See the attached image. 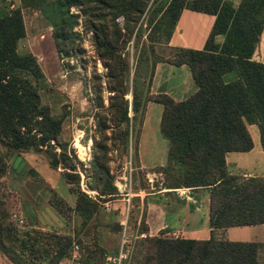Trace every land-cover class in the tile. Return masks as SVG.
I'll list each match as a JSON object with an SVG mask.
<instances>
[{"label":"trees","instance_id":"16d2710c","mask_svg":"<svg viewBox=\"0 0 264 264\" xmlns=\"http://www.w3.org/2000/svg\"><path fill=\"white\" fill-rule=\"evenodd\" d=\"M155 1L56 2L58 8L67 9L70 6L93 8L98 5L114 10L121 6L125 14L131 15L133 25L126 29L128 36L138 22L134 30L136 41L144 20L146 25L150 24L160 10L166 42L182 8L214 15L201 47L170 46V57L151 62L150 73L159 60L174 65L186 64L195 90L180 100L162 91L145 98L161 105L158 126L161 135L167 139L166 159L162 166L168 176L165 186L208 187L210 235L190 238L164 235L162 231L157 235L146 234L136 238L132 253L138 256L139 264H261L264 241L230 240L213 235L212 229L264 222V175L231 173L224 159L228 151H247L252 147L246 127L248 123L257 126L264 153V61L252 57L264 28V0H238L235 4L229 0H163L158 8L154 7ZM60 22V28L57 27L53 34L57 44L71 33L65 32L64 21ZM86 27L92 31L97 53L111 66L108 89L112 91L110 97L119 100L115 110L121 120L131 119L134 114L127 115L128 103L123 98L122 75L127 63L120 57L124 45L122 33L117 30V38H110L112 34L108 27L93 21H89ZM23 32L17 8L0 15V144L14 150L38 149L44 144L49 148L47 156L51 167H56L58 162L63 167L74 166L64 146L60 144L59 151H56L51 143V140L59 143L60 118L51 115L48 107L39 101L36 82L43 74L35 57L31 53L16 51L17 40ZM150 54L155 56L151 49ZM229 71L235 72V78L224 80V74ZM130 93V109L135 113L140 101H136L133 88ZM125 130L119 137L121 141L129 134L131 136L129 129ZM93 165L97 169L104 166L101 155L96 156ZM2 168L0 157V173ZM74 173L65 169L61 172L67 182L77 180L78 174ZM105 185L106 188L102 183H96L93 187L99 194L112 192L111 182ZM3 204L0 198V251L20 264L24 248L29 249L30 245L20 239L18 249L15 247L17 236ZM73 207L86 220L96 210L97 202L77 187ZM142 229L146 230L145 225ZM41 234L34 236V241H38ZM44 236H48L49 245L44 246L42 240L31 250L34 249V255L47 257V264L56 262L64 247L68 246L69 238L55 233H44ZM86 255L88 261L93 263L96 258L94 264H102V257L95 248L88 249Z\"/></svg>","mask_w":264,"mask_h":264},{"label":"rangeland","instance_id":"374dc122","mask_svg":"<svg viewBox=\"0 0 264 264\" xmlns=\"http://www.w3.org/2000/svg\"><path fill=\"white\" fill-rule=\"evenodd\" d=\"M162 1L156 0L154 7L158 8ZM56 2L0 0V15L14 8L20 11L24 32L17 40L16 51L31 53L35 57L43 74L36 82L39 101L48 107L51 115L60 118L59 143L55 144L53 140L51 143L56 151L62 144L74 164L63 167L58 162L56 167H51L47 156L49 148L44 144L38 149L23 150L0 144L3 162L0 198L12 223V231L17 236L15 247L18 249L20 239L30 245V250L24 248L20 264H47V257L34 255V249L31 250L42 240L44 246L49 245L48 236L44 233L69 238L61 257L49 264H63L70 260L74 244L78 246L79 256L72 260L75 264L96 263V258L93 263L86 259V251L94 248L102 257V264L116 263L119 251L126 255L118 264H139L138 256L132 253L136 238L160 233L147 232V202L157 199L162 203L175 202L169 196L156 195L159 194L156 190L165 186L168 177L162 167L166 159L167 139L161 135L158 126L161 105L146 99L169 84L173 87L176 84L183 91L188 90L189 80L192 86L195 85L188 69L184 73L175 65L163 63L156 69L154 88L150 90L152 60L170 57L172 53L171 45L165 41L161 10L153 16L150 24L146 25L144 20L136 41L134 30L138 22L128 36L126 29L133 25L131 15L125 14L121 6L114 10L98 5L93 8L70 6L67 9L58 8ZM60 21H64V31L71 33L57 44L53 34L57 27L60 28ZM89 21L107 26L112 34L110 38H117V30L124 38L120 56L127 63L122 75L123 98L128 103L127 115L134 114L126 121L121 120L115 110L119 100L110 97L108 72L111 66L95 49L92 31L86 27ZM150 49L155 56L150 54ZM252 55L264 60V46ZM234 78V71L224 74V80ZM132 88L136 101H140L135 113L130 109ZM246 127L252 139V151L245 153L249 158L245 168L260 174L263 153L257 126L248 123ZM126 128L131 136L129 134L121 141L119 137ZM100 155L104 166L97 169L93 162ZM64 169L71 174L76 172L77 180L65 181L61 174ZM107 182L113 186L110 193L99 194L93 187L102 183L106 188ZM124 183L127 186L122 189ZM128 186L130 194H127ZM77 187L97 202L96 210L86 220L73 207ZM196 195L203 200L208 196L201 188L196 190ZM144 225L146 230L142 229ZM39 233H42L40 239L34 241V236ZM0 264L17 263L0 251ZM261 264H264V257Z\"/></svg>","mask_w":264,"mask_h":264},{"label":"crops","instance_id":"0c3cea01","mask_svg":"<svg viewBox=\"0 0 264 264\" xmlns=\"http://www.w3.org/2000/svg\"><path fill=\"white\" fill-rule=\"evenodd\" d=\"M231 1L233 3H237L238 0ZM213 19L214 15L212 14L191 10L185 7L182 8L179 11L174 28L168 40V44L171 46H188L194 48L201 47L210 30ZM217 39L220 40L219 37H217ZM262 46H264V28L260 33L254 52H257V49H260ZM252 57L256 60L264 61L263 59H259V56L255 57L252 55ZM163 63L174 65L167 61H157L155 63L151 77V91H153L154 88L152 83L154 82L153 79L155 77L156 69L159 67L158 65ZM175 66H177L178 69L184 73L186 69H188V66L184 63ZM187 71H189V69ZM190 78L192 80L191 75ZM175 85L173 87V85L169 84L162 90V92L167 93L175 100L185 98L196 88V86L194 87L192 84H190V80L188 81L187 91H183V89L177 88ZM158 86L159 85H157L156 88H159ZM189 90L191 91L189 92ZM185 92L189 93L185 95ZM251 148L247 151L226 152L224 154V159L227 170L231 173L243 175H264V153L262 149L261 151L263 155L260 158V163H262V168L260 170L262 173L258 174L255 170L253 171V169L248 171V169L245 168V164L248 163L247 161L249 160L245 153L252 151ZM233 168H236V170L234 171ZM199 188L206 190L208 194V187L206 186L196 188L188 186H162L156 190L159 191L157 192L159 194L156 195L169 196L175 202H172L171 204L162 203L158 199L157 201H153L151 199V202H147L145 208V222L148 228L147 232L151 234L162 231V234L164 235L190 238H207L210 235V226L208 224L207 216L208 196L206 200L200 199L196 195V190ZM212 232L215 236L225 237L230 240L264 241V222L215 228L212 229Z\"/></svg>","mask_w":264,"mask_h":264},{"label":"built area","instance_id":"2783aa9c","mask_svg":"<svg viewBox=\"0 0 264 264\" xmlns=\"http://www.w3.org/2000/svg\"><path fill=\"white\" fill-rule=\"evenodd\" d=\"M125 185L127 186V183H124L122 189H124ZM127 191H128L127 194H130L129 186H128ZM77 247H78V246H77L76 244H74V245L72 246V250H71L72 254H71L70 260L67 259L65 262H63V264H75V262L72 261V260H73V259L75 260V259H77V258L79 257L78 254H77ZM125 255H126L125 252H121V251H119V252L117 253L116 257H115V259H116L117 262H116V263H113V264H118L119 261L121 260V258H124ZM106 258H109V257L107 256ZM113 259H114V258H113Z\"/></svg>","mask_w":264,"mask_h":264}]
</instances>
